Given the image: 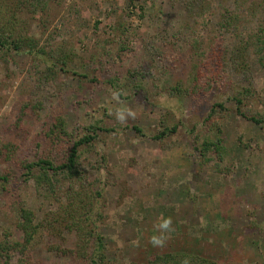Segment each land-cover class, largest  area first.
<instances>
[{
    "label": "rangeland",
    "instance_id": "rangeland-1",
    "mask_svg": "<svg viewBox=\"0 0 264 264\" xmlns=\"http://www.w3.org/2000/svg\"><path fill=\"white\" fill-rule=\"evenodd\" d=\"M19 1L18 32L49 54H0V244L24 241L20 208L43 226L10 264H85L72 251L85 239L91 257L97 235L106 264L178 252L264 264V54L255 46L264 0ZM65 56L66 71L46 79L51 60ZM109 89L122 90L135 120L121 125L109 114ZM239 93L261 125L238 114ZM218 103L226 151L223 161L211 154L203 164L196 145L215 138L208 117ZM58 118L73 137L90 125L100 130L80 148L82 183L62 180L48 197L39 172L25 166L65 162L69 142L46 135ZM85 215L97 219L92 237L71 229ZM161 216L175 230L156 248L149 239Z\"/></svg>",
    "mask_w": 264,
    "mask_h": 264
},
{
    "label": "trees",
    "instance_id": "trees-1",
    "mask_svg": "<svg viewBox=\"0 0 264 264\" xmlns=\"http://www.w3.org/2000/svg\"><path fill=\"white\" fill-rule=\"evenodd\" d=\"M1 3L4 4L5 9H3L2 4L0 3V54L6 57L10 52L22 53V52H32L37 54L40 57H45L49 53L44 50H39L38 46L33 38L29 35H23L17 30V10L14 5L16 2V6L19 8L20 5L17 3L19 0H0ZM25 4L32 5L33 7H37L34 5V2L42 3V0H23ZM255 46L258 48V54H264V37H257V41ZM242 50H240L241 52ZM55 60H51L52 64L49 66L46 71V79H48V74L54 75L58 70L66 71L65 68L68 65V58L60 57L54 58ZM176 91L181 90L179 88H175ZM243 95L239 93L235 96V101L237 103V112L239 115L244 118L253 121L254 123L261 125V120L256 118L255 116H249L247 113L243 111L244 100ZM29 106H26L24 110L21 111L18 117L17 125L20 126L24 121L25 117L28 116L27 110ZM221 111H225V107L222 103H218L213 106L208 120L212 122V134H214V139H204L202 143L197 141L196 149L199 151L200 156L202 158L203 164L209 163L211 159V154H215L219 161H223V157L225 154V146L223 139V131L221 126L215 117L221 114ZM138 133H141V130L137 127L134 128ZM87 134H84L82 137H73L71 133L67 131L66 122L63 118H58L56 123L54 124L51 130L46 131L47 137L50 139H61L62 141L69 142L70 150L68 152L67 158L64 163L57 165L49 158H41L38 161L27 164L25 169L28 173H32L33 170H37L39 175L36 177L37 183L47 190L48 197L50 194H54L56 185L59 184L62 180H71V183L79 185L82 183V172L79 169V159H80V148L83 146L91 147L93 146L94 141L97 137V132L100 128L96 125H90L86 128ZM178 131V127H174L172 129L165 128L161 133L157 134L154 139L162 140L165 137L175 134ZM4 181L8 182L7 179L4 178ZM19 217L23 222L20 223L19 227L24 232V241L22 243H10L4 242L0 244V255L1 257H6V261L4 264L11 263V252H19L21 254H25L29 250V246L36 239V236L40 233L43 226L41 224L34 223V215L31 211H28L24 208H20ZM97 219L92 215L80 216V218H76L72 220V228L73 230H77L78 233H81V230H84L89 234V237H92L96 234L97 228ZM63 223V220L61 221ZM85 237V236H84ZM82 243V247H80L76 251H72L79 259L85 261V264H106L107 257L105 254L106 246L102 241L100 236H96L95 240V249L94 253L91 257L88 256L87 249L90 245V242L85 241ZM88 240V239H87ZM65 254L69 253L67 250L64 251ZM185 254H191L188 252H178V253H169L164 255H158L150 259L145 264H179L180 258ZM193 257V264H218L216 261L202 257L200 255L191 254ZM10 257V258H9ZM1 263V259H0Z\"/></svg>",
    "mask_w": 264,
    "mask_h": 264
},
{
    "label": "clouds",
    "instance_id": "clouds-1",
    "mask_svg": "<svg viewBox=\"0 0 264 264\" xmlns=\"http://www.w3.org/2000/svg\"><path fill=\"white\" fill-rule=\"evenodd\" d=\"M124 93L120 89H109L108 102L112 105V111L109 113L114 116L115 120L125 125L130 119L135 120L137 118V112L130 107L124 100L121 99ZM173 221L171 217L161 216L159 223L155 225V233L149 239V243L156 248H164L170 237V234L174 231ZM179 264H193V257L191 254L183 255Z\"/></svg>",
    "mask_w": 264,
    "mask_h": 264
}]
</instances>
